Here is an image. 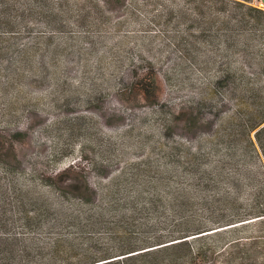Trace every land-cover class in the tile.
Returning a JSON list of instances; mask_svg holds the SVG:
<instances>
[{
	"label": "rangeland",
	"instance_id": "374dc122",
	"mask_svg": "<svg viewBox=\"0 0 264 264\" xmlns=\"http://www.w3.org/2000/svg\"><path fill=\"white\" fill-rule=\"evenodd\" d=\"M90 1L64 0L56 23L66 22L67 30L48 36L33 63L42 67L41 77L30 74L0 89V132L22 133L19 174L41 180L74 165L102 193L111 184L119 196L142 188L159 194L164 201L156 212L134 218L129 208L123 212L127 235L138 241L166 232L173 167L183 177L186 152L213 145L216 156L208 163L216 166L217 235L211 264H264V218L224 226L264 204V151L259 128L251 131L264 115V77L257 75L264 19H250L230 2L236 19L246 23L234 20L239 32L224 43L216 39L218 25L205 0H122L121 8L117 0L108 8ZM251 5L264 10V0ZM216 65L242 69L245 76L216 86ZM152 68L159 75L157 104L133 86ZM156 182L159 187H151ZM109 237L98 236L102 242ZM237 238L246 245H231Z\"/></svg>",
	"mask_w": 264,
	"mask_h": 264
},
{
	"label": "trees",
	"instance_id": "16d2710c",
	"mask_svg": "<svg viewBox=\"0 0 264 264\" xmlns=\"http://www.w3.org/2000/svg\"><path fill=\"white\" fill-rule=\"evenodd\" d=\"M102 1L108 8L112 0ZM121 1L117 0L116 8L124 5ZM205 1L210 4L211 23L218 25L216 39L224 43L239 32L232 25L234 20L238 24L246 23L236 19L237 14L229 9L230 2L235 9L244 8L243 15L250 19H264V10L253 7L252 0ZM64 4V0H0V89L6 90V86L30 74L35 79L42 76V67L33 63L38 61L42 46L48 45V36L66 32V22L56 23L58 15L64 13ZM216 12L227 19L216 17ZM261 40L257 75L264 77V34ZM244 76L242 69L216 65V86ZM158 81L159 75L152 68L138 75L133 86L149 104H157ZM263 124L264 115L251 131L259 128L255 135L264 151ZM22 140L20 131L0 132V264H211L216 261L217 232H212L216 230V166L208 163L216 156L215 146L186 152L190 159L186 160L183 177L173 167L172 186L165 200L166 232L149 237L141 235L136 241L132 233L127 235L128 228L124 225L129 218L123 212L129 208L133 218L146 211L156 212L164 201L159 194H144L147 192L142 188L134 196H119L120 190L111 184L102 193L92 187L85 171L74 165L47 179L23 178L19 174L21 164L16 149ZM157 183L150 186L159 187ZM38 187L43 190L37 191ZM263 218L264 204L237 215L224 226ZM103 233L109 234L108 241L98 238ZM243 242L242 238L230 241L238 247L245 246Z\"/></svg>",
	"mask_w": 264,
	"mask_h": 264
}]
</instances>
